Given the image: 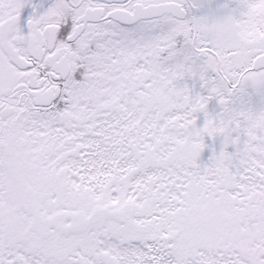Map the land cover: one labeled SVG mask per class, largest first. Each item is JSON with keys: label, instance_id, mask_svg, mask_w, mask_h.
<instances>
[{"label": "snow or ice", "instance_id": "snow-or-ice-1", "mask_svg": "<svg viewBox=\"0 0 264 264\" xmlns=\"http://www.w3.org/2000/svg\"><path fill=\"white\" fill-rule=\"evenodd\" d=\"M0 264H264V0H0Z\"/></svg>", "mask_w": 264, "mask_h": 264}]
</instances>
